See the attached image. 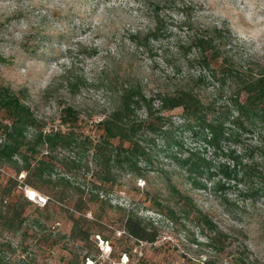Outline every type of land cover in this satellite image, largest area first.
<instances>
[{
	"label": "rangeland",
	"instance_id": "374dc122",
	"mask_svg": "<svg viewBox=\"0 0 264 264\" xmlns=\"http://www.w3.org/2000/svg\"><path fill=\"white\" fill-rule=\"evenodd\" d=\"M148 1L160 5L165 2ZM148 1L0 0V84L21 94L34 114L48 124L57 122L59 108L65 104L90 123L97 122L116 104L118 92L126 84L140 83L150 96L160 78L173 70L167 60L177 67L182 62L183 74L196 72L197 65L170 57L175 50L171 45L186 33V16L194 27L216 24L229 30L228 46L240 64L253 68L264 65V0H173L174 4L159 11L164 29L144 48L130 36L153 28ZM183 3L188 5L187 10L182 9ZM193 54L191 50L187 56ZM224 98L225 93L212 101L222 102ZM137 115L143 117L144 109ZM164 126L167 137L155 138L132 168L116 172L114 185L105 197V211L96 213L102 220L99 222L109 223L104 226L108 241L102 245L94 235L86 244L90 256L110 264H138L139 260L196 264L205 259L230 264V255L235 252L249 264H264V199L253 197L215 167L219 162L227 164L229 158L216 156L202 138L194 137L180 109L166 114ZM256 137L255 132H238L235 142L221 141L217 153L233 150L246 160L254 153ZM188 153L195 158L205 156L212 168L189 175L172 157ZM173 189L192 199L227 235L222 252L215 254L205 246L208 231L202 232L190 216L185 218ZM33 199L36 204L28 212L36 215L45 196L38 193ZM158 206L174 210L184 228L179 230L180 225L167 223ZM127 213L152 221L160 230L159 240L152 244L136 242L118 225H110ZM93 214L90 211L88 218ZM69 230L70 224L61 220L54 233L68 234ZM28 242V251L36 255L35 264L60 263L66 256L57 248L51 252L38 250L32 238ZM123 247L131 254L127 262L120 259ZM86 263L90 264V259Z\"/></svg>",
	"mask_w": 264,
	"mask_h": 264
},
{
	"label": "trees",
	"instance_id": "16d2710c",
	"mask_svg": "<svg viewBox=\"0 0 264 264\" xmlns=\"http://www.w3.org/2000/svg\"><path fill=\"white\" fill-rule=\"evenodd\" d=\"M171 3L175 1L165 0L163 5L148 1L154 26L146 33H132L131 39L144 48L149 39H157L164 29L159 11ZM181 6L188 8L184 3ZM188 17H184L186 33L171 45L175 50L170 57L197 65L196 72L183 74L182 62L177 67L167 60L173 70L160 78L150 96L140 83L126 84L119 90L116 104L97 122L90 123L65 104L59 108L57 122L48 124L34 114L21 94L0 84V264H35L36 255L28 251L29 238L38 250L57 248L66 253L54 264H87L89 259L91 264H110L90 256L86 246L94 235L108 241L104 226L109 223L99 222L96 213L105 211V197L116 172L132 168L155 138L167 137L166 114L176 109L194 137L202 138L216 156L229 158L227 164L219 162L215 167L253 197L264 199V65L240 64L228 46L229 30L216 24L194 27ZM191 50L194 54L188 57ZM224 93L222 102L212 101ZM139 109H144L143 117L137 115ZM238 132L257 134L254 153L246 160L233 150L217 153L220 142H235ZM172 157L189 175L212 168L205 156ZM29 188L45 196L36 215L28 212L36 204L28 197ZM173 191L185 218L190 216L202 232L208 231L205 246L215 254L222 252L227 235L192 199ZM92 210L94 216L88 218ZM157 211L173 227L184 228L174 210L158 206ZM61 220L70 224L68 234L54 233ZM110 225H118L136 242L152 244L160 238L153 222L137 214H124ZM122 252L128 261L129 249L123 247ZM230 256V264H249L235 252ZM138 264L153 263L139 260ZM196 264L216 263L205 259Z\"/></svg>",
	"mask_w": 264,
	"mask_h": 264
},
{
	"label": "built area",
	"instance_id": "2783aa9c",
	"mask_svg": "<svg viewBox=\"0 0 264 264\" xmlns=\"http://www.w3.org/2000/svg\"><path fill=\"white\" fill-rule=\"evenodd\" d=\"M40 198V197H39ZM98 240L101 242V244L102 245H104V243L106 242V241H104V240H102L101 238H98ZM107 247H108V249H109V251H110V246H108V245H106ZM122 257H123V259H125V262H127V256L125 255V254H123L122 256H121V259H122ZM91 264V263H90Z\"/></svg>",
	"mask_w": 264,
	"mask_h": 264
},
{
	"label": "bare ground",
	"instance_id": "6f19581e",
	"mask_svg": "<svg viewBox=\"0 0 264 264\" xmlns=\"http://www.w3.org/2000/svg\"><path fill=\"white\" fill-rule=\"evenodd\" d=\"M28 196H30V199L33 200V198H36V193L33 190H30L28 193Z\"/></svg>",
	"mask_w": 264,
	"mask_h": 264
}]
</instances>
